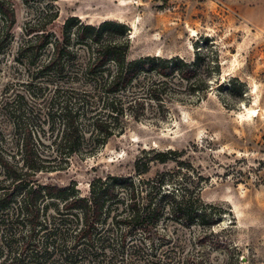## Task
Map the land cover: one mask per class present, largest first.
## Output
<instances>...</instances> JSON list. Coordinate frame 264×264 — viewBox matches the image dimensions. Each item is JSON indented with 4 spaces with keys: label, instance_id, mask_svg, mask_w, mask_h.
<instances>
[{
    "label": "trees",
    "instance_id": "obj_1",
    "mask_svg": "<svg viewBox=\"0 0 264 264\" xmlns=\"http://www.w3.org/2000/svg\"><path fill=\"white\" fill-rule=\"evenodd\" d=\"M55 1L27 22L17 50L30 82L7 104L9 154L0 133V264H189L170 253L172 229L211 231L225 213L202 201L203 178L178 152L152 150L134 162V175L94 178L86 195L75 184L42 185L34 177L94 154L128 120H144L148 111L161 120L183 96L200 100L214 68L179 57L128 60L126 25L70 17L56 28ZM0 22L1 37L18 28L13 0H0ZM25 98L34 105L24 108ZM169 162L176 171L145 178L152 165Z\"/></svg>",
    "mask_w": 264,
    "mask_h": 264
},
{
    "label": "rangeland",
    "instance_id": "obj_2",
    "mask_svg": "<svg viewBox=\"0 0 264 264\" xmlns=\"http://www.w3.org/2000/svg\"><path fill=\"white\" fill-rule=\"evenodd\" d=\"M13 1L18 28L0 34V133L8 154L13 131L7 104L24 96L30 82L17 50L26 39L25 25L48 0ZM53 5L56 28L70 17L95 26L126 25L128 60L179 57L214 69L200 100L183 96L161 120L152 111L139 122L128 120L124 133L94 154L73 156L64 170L37 173L34 180L61 188L75 184L86 195L94 178L132 176L139 157L176 151L203 178L202 201L225 214L211 231L172 229L176 250L170 253L189 264H264V0H56ZM24 101V108L34 105L30 98ZM177 168L173 162L154 164L145 178Z\"/></svg>",
    "mask_w": 264,
    "mask_h": 264
}]
</instances>
